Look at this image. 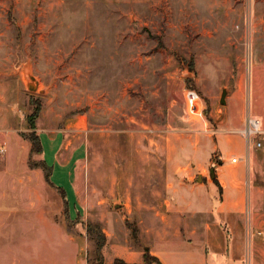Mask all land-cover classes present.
Instances as JSON below:
<instances>
[{
	"label": "rangeland",
	"instance_id": "rangeland-1",
	"mask_svg": "<svg viewBox=\"0 0 264 264\" xmlns=\"http://www.w3.org/2000/svg\"><path fill=\"white\" fill-rule=\"evenodd\" d=\"M249 115L264 130V0H0V264H84L89 224L140 244L144 214L171 212V168L203 184L231 154L247 165Z\"/></svg>",
	"mask_w": 264,
	"mask_h": 264
},
{
	"label": "crops",
	"instance_id": "crops-1",
	"mask_svg": "<svg viewBox=\"0 0 264 264\" xmlns=\"http://www.w3.org/2000/svg\"><path fill=\"white\" fill-rule=\"evenodd\" d=\"M244 123L246 120L240 122ZM229 140L232 138L218 139L220 152V143ZM198 152L194 150L193 159ZM250 153L247 148V165ZM234 158L238 156H229L232 162ZM240 160L245 161L244 158L227 164L223 161L214 179L203 184L187 181L181 170L190 168L189 164L171 168L167 201L171 212L144 214L142 221L146 222L139 225L138 245L122 239L114 228L105 227L108 240L103 248L105 264H113L117 258L143 263L145 249L163 264H264V195L253 183L254 197L249 201L247 165ZM201 165L198 161L190 164L193 171L200 170L206 176ZM84 264L98 263L91 258L85 259Z\"/></svg>",
	"mask_w": 264,
	"mask_h": 264
},
{
	"label": "built area",
	"instance_id": "built-area-1",
	"mask_svg": "<svg viewBox=\"0 0 264 264\" xmlns=\"http://www.w3.org/2000/svg\"><path fill=\"white\" fill-rule=\"evenodd\" d=\"M185 101L187 112L191 119H206L203 98L197 90L192 88L187 89L185 93ZM238 132L246 140L248 150H251L253 145H255L256 148L262 146V142L258 139L264 134L261 119L249 115L246 119V126L238 130ZM1 153H3L2 149L0 150V154ZM238 160V158H234L233 162H237Z\"/></svg>",
	"mask_w": 264,
	"mask_h": 264
},
{
	"label": "trees",
	"instance_id": "trees-1",
	"mask_svg": "<svg viewBox=\"0 0 264 264\" xmlns=\"http://www.w3.org/2000/svg\"><path fill=\"white\" fill-rule=\"evenodd\" d=\"M36 114L37 113L35 112V116H36ZM32 127L35 128L33 123H32ZM30 139L33 143V152L44 153V148H43L42 139H41L40 135L34 133V134L30 135ZM44 161H45L46 167L50 168L49 164L46 162V160H44ZM52 175H53V173H52ZM215 182H217L216 179H215ZM66 200H67V202H69L68 197L66 198ZM88 232H89V235L91 237V240L95 241V245H96V254L94 257V261L97 262L98 264H105V259H104V255H103V248L107 244V236H106L104 230L99 225L89 224ZM134 232H133V235L135 237H137ZM113 264H163V263L158 257L152 255L148 249H145L144 262L143 263H128L124 259L117 258V259H115Z\"/></svg>",
	"mask_w": 264,
	"mask_h": 264
},
{
	"label": "water",
	"instance_id": "water-1",
	"mask_svg": "<svg viewBox=\"0 0 264 264\" xmlns=\"http://www.w3.org/2000/svg\"><path fill=\"white\" fill-rule=\"evenodd\" d=\"M29 89L31 90H36L37 89V81L35 80V78H33L30 83H29ZM222 102L225 103L226 102V92L223 93V97H222ZM218 165L216 164H211V176L212 178L215 177V173H216V169H217Z\"/></svg>",
	"mask_w": 264,
	"mask_h": 264
}]
</instances>
